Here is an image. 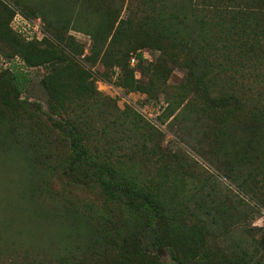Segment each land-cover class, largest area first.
Masks as SVG:
<instances>
[{
  "label": "rangeland",
  "instance_id": "374dc122",
  "mask_svg": "<svg viewBox=\"0 0 264 264\" xmlns=\"http://www.w3.org/2000/svg\"><path fill=\"white\" fill-rule=\"evenodd\" d=\"M16 1L0 0V23L8 18L7 26L22 40L32 41L39 48L55 46L61 58L32 65L0 39V264H60L63 259L69 264H124L117 261L119 248L113 242L121 224L119 203H109L107 216L85 210L83 201L100 204L102 199L87 186V178L74 186L67 169L61 168L68 139L49 107L50 93L43 78L66 65L69 70L58 82L69 83L70 94L87 74L102 94L92 108L67 107L79 126L91 130L92 143L101 155L109 153L112 159L134 161L143 177L157 178L167 169L184 180L176 190L178 197L187 200L192 209L198 199L211 214H219L221 223L213 224L214 228L224 222L232 224L226 231L215 229L210 235V245L221 254L211 256V264H218L224 256L242 254H247L246 264H264V173L252 174L253 199L241 194L227 179L209 175L216 170L174 133L179 128H194L193 109L185 106L180 96L168 106L165 102L166 96L174 95L182 84L190 93L194 89L191 71L201 56L196 50L194 54V47L185 46L182 38L194 30L193 15L203 11L201 0H18L19 6L14 7ZM227 2L253 10L262 22L264 0ZM225 3L220 1V5ZM155 17L161 18L157 24L152 22ZM137 51L143 56L141 64L149 69L145 74L136 63ZM18 69L29 77L17 94L11 90L10 78ZM149 71L164 80L165 91L154 90L155 98L147 102L148 93L131 91L130 86L138 79L136 83L147 88ZM244 83L250 86L253 100L258 92L264 96V54L255 74L248 73ZM164 107L170 115L161 123L158 115L168 112ZM133 111L154 125L153 136L148 137L140 128L122 131L116 122L111 124L114 117L123 115L124 127L133 128ZM202 123L205 129L213 127L208 118L202 117ZM226 127L230 153L250 139L257 146L258 157L252 164L264 167V120L255 122L240 114L229 119ZM154 147L157 154L147 151ZM160 152L169 154L164 157ZM140 160L143 165L138 164ZM243 196L249 198L246 204L237 201ZM186 215L188 220L196 218ZM121 234L131 246L146 240L141 229ZM238 238L239 243L234 244ZM161 258L169 260L167 254ZM243 261L240 259V264Z\"/></svg>",
  "mask_w": 264,
  "mask_h": 264
},
{
  "label": "trees",
  "instance_id": "16d2710c",
  "mask_svg": "<svg viewBox=\"0 0 264 264\" xmlns=\"http://www.w3.org/2000/svg\"><path fill=\"white\" fill-rule=\"evenodd\" d=\"M220 1L201 0L203 11L193 15L194 30L186 33L182 38L185 46H191V49L194 47V54L196 50L201 56L200 59L197 58L200 62L198 61L194 71H191L194 89L190 93L186 84H182L174 95L166 96L165 102L168 106L177 96H180L182 100L185 99V106L194 111V122L192 121L194 128H179V131L174 132L176 137L194 148V152L216 170V173L209 171V175L227 179L241 194L246 193L250 199H253L252 174L264 173V167L252 164V159L258 158L257 146L255 142L248 139L245 145H241L231 154L227 147L230 136L227 133L226 122L240 114L255 122L264 120L263 92H258L257 99L253 100L249 93L250 86L244 83L248 73L255 74L264 54V17L262 22H259L253 10H245L238 3H228L227 0L225 4L220 5ZM19 3L17 0L14 7L19 6ZM19 10L26 17L30 16L27 11ZM160 20L161 18L155 17L152 22L157 24ZM8 21V18H5L3 23H0V39L9 42L27 63L35 65L61 58L55 46L48 49L39 48L32 41L22 40V37L16 35L7 26ZM161 28H167V26L161 25ZM134 56L142 74H145V71L149 69L141 64L142 53L134 52ZM68 70L69 65L62 66L43 78V84L50 93L49 107L53 108V113H56L59 119L57 125L68 139V150L65 151L61 168L67 169L66 173L70 174V182L74 186H80L82 180L87 178L89 180L87 186H91V190L96 191L98 197L102 199L100 204L91 200L83 201L85 210H96L101 216H107L109 203H119L121 224L116 240L113 241L115 247L119 248L117 261L124 264H211L209 258L221 254L216 251V247L210 245V235L215 229L226 231V228L231 227L232 224L224 222L218 228H214L213 224L221 223L219 214H211V210L205 208L198 199L195 200V207L192 209L191 205L187 204V200L184 201L178 197L176 190L178 185H184V180L174 173H169L167 169L159 172L160 176L157 178L143 177L134 161L112 159L109 153L101 155L98 146L92 143L91 130L89 131L88 127L79 126V123L69 116L70 109L67 110V107L75 104L92 108L100 102L102 94L95 89L88 74L80 79L73 94H70L67 88L70 84L58 82L65 77ZM149 72L147 88L138 85L136 83L138 79L130 86L131 91L148 93L150 97L147 102L155 98L152 93L159 91L158 89L165 91L162 87L164 80L155 73ZM28 77L25 71L18 69L13 72L10 78L11 90L18 94ZM3 101L11 104L6 99ZM166 108L164 107L163 110ZM167 110L166 114L158 115L161 123L170 115L168 108ZM124 115L129 117L130 113L125 112ZM139 115L138 112L133 111L131 120L134 124L133 128L124 127L123 115L121 118L114 117L111 124L114 125L116 122L118 126L123 127L122 131L125 129L136 132L140 128L148 137L153 136L154 125L144 121ZM202 117L210 119L213 127L205 129ZM141 120L143 123L139 124ZM189 131L191 135L187 136L186 133ZM147 151L151 154L159 152L155 147L147 148ZM160 154L166 157L169 153L160 152ZM248 163L249 165H246ZM138 164L143 165L144 162L140 160ZM202 167L208 172V168ZM204 185L210 184L204 183ZM227 186L229 188V185ZM249 198L243 196L237 201L246 204ZM256 201L262 202L257 199ZM226 209L225 212L229 214L230 206ZM186 213L194 214L196 218L188 220ZM200 215H210L211 218L209 220ZM133 229L145 231L146 240L143 243L137 242L131 246L125 238H122L123 231ZM229 240L232 242L233 238ZM238 243L239 238L234 244ZM162 248L165 251L158 253L157 250ZM153 249L155 252L152 253ZM164 254L168 255L169 260L161 258ZM246 255H235L234 258L226 259L224 256L218 264H234L236 260L237 264H240V259H243V264H246L244 259ZM66 260H61L60 264H69Z\"/></svg>",
  "mask_w": 264,
  "mask_h": 264
},
{
  "label": "water",
  "instance_id": "95a60500",
  "mask_svg": "<svg viewBox=\"0 0 264 264\" xmlns=\"http://www.w3.org/2000/svg\"><path fill=\"white\" fill-rule=\"evenodd\" d=\"M162 250H163V249H159V253H161Z\"/></svg>",
  "mask_w": 264,
  "mask_h": 264
},
{
  "label": "built area",
  "instance_id": "2783aa9c",
  "mask_svg": "<svg viewBox=\"0 0 264 264\" xmlns=\"http://www.w3.org/2000/svg\"><path fill=\"white\" fill-rule=\"evenodd\" d=\"M22 18V17H21ZM133 61V60H132Z\"/></svg>",
  "mask_w": 264,
  "mask_h": 264
}]
</instances>
